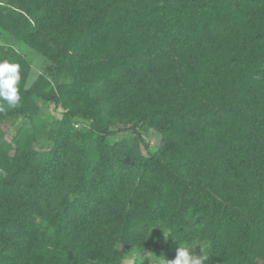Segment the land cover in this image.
I'll use <instances>...</instances> for the list:
<instances>
[{
  "label": "trees",
  "instance_id": "1",
  "mask_svg": "<svg viewBox=\"0 0 264 264\" xmlns=\"http://www.w3.org/2000/svg\"><path fill=\"white\" fill-rule=\"evenodd\" d=\"M0 38L49 61L29 84L0 43L22 76L0 264H126L164 232L204 264H264V0H0Z\"/></svg>",
  "mask_w": 264,
  "mask_h": 264
},
{
  "label": "rangeland",
  "instance_id": "2",
  "mask_svg": "<svg viewBox=\"0 0 264 264\" xmlns=\"http://www.w3.org/2000/svg\"><path fill=\"white\" fill-rule=\"evenodd\" d=\"M6 43L9 45H14L23 53L27 59L32 63V70L31 74L29 76V84H31L37 76L42 73L47 65L49 64V61L40 55L39 53H36L35 51L31 50L30 48L24 46L23 44L14 41L12 38H0V43ZM43 110L45 113L52 115L54 117H60L62 114V109L58 106H56L54 103H47L42 104ZM21 124L20 120H17L16 122H11L10 124L6 125L5 127H2L4 131H6L5 137L7 140L11 139V136L14 134L15 128H17ZM127 126H124L122 124L118 125L115 129L117 131V134L114 135V139H120L124 135L130 133L131 131L126 128ZM144 137L146 141L149 143L151 150L156 149V147L159 145L160 142V135L154 131H149L148 133H144ZM168 240L166 239H159L157 240V248L156 246L154 248L149 249H139V250H128L126 248L124 249V252L126 254V264H158L157 257L163 256L167 260H172L176 256V250L175 248H171L168 244ZM201 245V246H200ZM202 244L195 245L193 249L191 250L195 255H202Z\"/></svg>",
  "mask_w": 264,
  "mask_h": 264
},
{
  "label": "clouds",
  "instance_id": "3",
  "mask_svg": "<svg viewBox=\"0 0 264 264\" xmlns=\"http://www.w3.org/2000/svg\"><path fill=\"white\" fill-rule=\"evenodd\" d=\"M21 66L19 63L11 62L7 59L0 60V111L4 110V106L15 107L21 100L20 81ZM167 240L170 235L164 232ZM195 245H187L184 241L176 250V256L172 260H167L163 256L157 257L158 264H204L208 259L205 255L203 247V255H195L191 250ZM201 246V245H200Z\"/></svg>",
  "mask_w": 264,
  "mask_h": 264
}]
</instances>
